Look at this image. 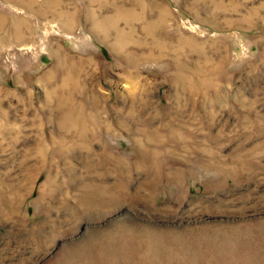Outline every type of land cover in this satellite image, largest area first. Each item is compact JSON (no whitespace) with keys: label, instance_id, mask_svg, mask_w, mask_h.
<instances>
[{"label":"rangeland","instance_id":"1","mask_svg":"<svg viewBox=\"0 0 264 264\" xmlns=\"http://www.w3.org/2000/svg\"><path fill=\"white\" fill-rule=\"evenodd\" d=\"M0 264H264V0H0Z\"/></svg>","mask_w":264,"mask_h":264}]
</instances>
